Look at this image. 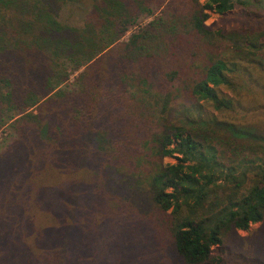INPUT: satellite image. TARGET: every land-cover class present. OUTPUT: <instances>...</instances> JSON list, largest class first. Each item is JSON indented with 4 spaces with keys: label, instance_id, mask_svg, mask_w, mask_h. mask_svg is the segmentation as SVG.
I'll list each match as a JSON object with an SVG mask.
<instances>
[{
    "label": "trees",
    "instance_id": "16d2710c",
    "mask_svg": "<svg viewBox=\"0 0 264 264\" xmlns=\"http://www.w3.org/2000/svg\"><path fill=\"white\" fill-rule=\"evenodd\" d=\"M68 1L0 0V264H264V0Z\"/></svg>",
    "mask_w": 264,
    "mask_h": 264
},
{
    "label": "rangeland",
    "instance_id": "374dc122",
    "mask_svg": "<svg viewBox=\"0 0 264 264\" xmlns=\"http://www.w3.org/2000/svg\"><path fill=\"white\" fill-rule=\"evenodd\" d=\"M88 2H82L79 0H69L66 2L65 5L61 7L59 10V20L67 25L70 26H77L81 27L84 19V15L86 11L88 10ZM242 7H236L233 9L230 13L225 14L224 16L215 14L213 12L209 13L208 19L205 22V25L211 29V30H218V29H238L240 27H246V23H249L251 27L258 28V29H264V18H256V17H246L244 15V10H242ZM154 15H159V11H155ZM153 19V16H146L143 15L139 18V20L136 23V26H132L124 35V40H126L130 34L137 31L140 27H143L147 23H149ZM77 75L76 72L72 71L70 74V78L68 81L69 86H71L74 83L75 76ZM224 94H227L230 97H234V93L230 90L222 89ZM244 94V93H242ZM261 104V103H260ZM205 114L207 115H217L218 112L214 111L211 108L205 109ZM258 122H264V113L257 114L253 118L254 121L256 119ZM11 122H6L4 125L0 127V151L6 147L9 143L12 142L14 138L13 128H11L10 125ZM166 163H175L174 158L167 157L164 160ZM260 225L254 224L251 225L250 230L246 232L238 231L237 235L240 237H255L258 233ZM226 242V247L232 249L233 254L238 251V247L235 245L236 237L232 236V238H229ZM235 245V246H234ZM227 264H240L241 261H239L234 255H227Z\"/></svg>",
    "mask_w": 264,
    "mask_h": 264
}]
</instances>
